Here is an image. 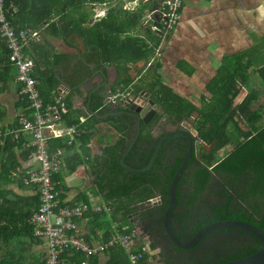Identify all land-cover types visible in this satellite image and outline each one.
I'll use <instances>...</instances> for the list:
<instances>
[{
	"label": "trees",
	"instance_id": "trees-1",
	"mask_svg": "<svg viewBox=\"0 0 264 264\" xmlns=\"http://www.w3.org/2000/svg\"><path fill=\"white\" fill-rule=\"evenodd\" d=\"M106 2L112 1L5 0V5L8 6L12 3L18 7L17 14L8 16L10 25L14 27L17 33L27 27L37 29L41 24L51 20L52 16L59 17L56 21L50 23V26H61L63 21H67L69 28L78 27L79 29L80 27L77 32L79 37L84 40L86 47L94 46L95 49L89 53L88 57L90 59L86 55L81 59L75 58L77 59L76 64L69 71L66 78L62 79L68 89L75 90L89 80L92 76V70L87 63L92 60L97 64L103 63L116 66L120 80L117 86L121 87L120 92L115 90L118 95L128 92L132 96H136L143 91L149 92L159 107V113L168 121L172 123L190 121L196 113L194 126L198 131L199 140L207 146L214 145L211 154L203 156V168L197 169L198 188L196 192L198 193L199 190L204 188L208 178L225 184L226 182L237 181L244 174V171L247 172V169L252 167L255 176L242 198L247 205L246 210L240 212L238 218L252 222L250 220L252 217L250 208L252 210L254 206L258 205L257 203H260L261 207L255 208L254 213H258L262 218V221L259 220L261 224H258V227L264 231V126L262 128L258 127L255 121L249 125V131L241 132L237 122L233 120L237 116L236 112L240 117H253L252 121L255 120L254 118H261L258 112L254 113L248 110V107L257 100V95H247L236 110L230 111L233 99L239 92L236 82L237 72L232 74L230 68L227 67L228 65L223 64L219 70V76L209 85V90L213 91L212 98L204 108L198 109L191 101L176 95L171 88L163 83L159 74L158 58H155L146 69H143L154 57L162 40L160 37L146 31L143 33L148 41L127 34L134 31V29L141 28L139 23L143 13L140 11L141 9L137 7L134 10L123 9L122 3L116 1L113 3L114 5L112 4L106 17L87 26L93 17V13L88 7L91 8L92 4ZM75 13H78V17H72ZM0 47V50L7 56L6 63L0 67V81L4 85L12 69L15 77V69L9 62L8 50L3 42H0ZM27 50L28 48L24 49L25 54ZM39 54L50 58L51 66L57 64L63 57L49 55L45 51H40ZM141 62L142 69H139L135 75L127 74L129 65H137ZM2 75L4 77H1ZM33 76L37 81L36 89L39 98L44 104L50 103L52 92L56 89L59 80L48 73H40L37 69ZM100 101L96 98L90 109L99 115H103L108 110H99ZM25 105V101L20 100V107ZM123 105L127 107L126 104ZM123 109L127 108H118L116 112L120 114L110 116L104 120L86 114L83 123H80L79 115L69 110L63 116V122L67 126H75L81 132L80 137L75 141L79 146L74 143L72 147H67L66 139L48 142L50 152L58 149L65 155L68 173H73L86 160L87 163H91L89 160L92 158L93 162L89 167V172L93 178L95 193L102 196L110 205L111 210L91 213L89 216H92V223L89 224V230L95 237H98L97 231H101L105 239L110 236L112 221L133 223V221L138 220L153 221L155 224H159V221L163 220L169 201V186L174 174L178 172L188 153V147L185 146L179 151L176 150L169 157L171 152L167 156L161 148L153 166L147 173L139 174L123 168L120 160L124 157L137 135L135 118L131 114L123 113ZM109 111L114 112L112 109ZM127 111L125 110V112ZM4 117L5 112L0 108V122ZM101 122L108 123L112 129L117 131L119 139L112 146L100 149V155L91 157L89 145L96 137L98 133L96 131L97 125ZM227 128L229 130L235 128L236 132L240 134L239 139L244 142L218 163L215 160V155L222 152L230 142ZM13 130H10L6 135H4L5 132L0 134V264H43V260L32 251L33 246L40 239L34 236L32 226L29 223V217L37 206L38 197L36 194L20 196L13 194L8 189L11 183L29 188L21 181L23 175H20L18 179L13 177L16 170L22 168L21 163H25L29 156V152L22 149L21 140L18 143L12 142L9 133ZM139 132L136 142L123 162L125 166L127 165L132 170H143L147 167L154 153L153 147L157 143V141L151 143L149 126L141 124ZM151 144L153 147H151ZM192 162L194 163V157L188 164L187 169ZM184 174L185 172L181 176L178 188H176V201H179L176 202V208L181 207L182 199L179 196L181 195V186L184 184L182 183ZM53 181L59 185L56 189L61 188L64 190L59 184L61 182L59 176L53 177ZM241 193H243L242 190H239L237 195L240 196ZM10 195H13V198L9 197ZM60 197H62L61 194ZM156 197L159 198V201L151 205L149 200ZM209 197L211 200H209ZM223 197L224 199H222ZM189 199L190 202L185 206L191 207L195 204L197 198L196 196H190ZM77 201L79 203L89 202L88 197L83 194L77 196ZM207 203L202 207L200 205L195 210H189L184 217L179 218V221H184L185 227H187L188 221L194 222V216L192 215V211H194L201 222H206V219L209 218V212H211L209 207L212 208L211 213L214 214V217H210L207 222L216 221L222 216L228 217L226 214L225 193L222 189L212 191L208 195ZM203 207H208V215L204 214L200 217V211L204 210ZM233 218H237V216ZM255 244H257L255 249L239 248L237 252L240 254L234 257L230 256L231 252L228 245H226L225 248L228 250L226 253L229 255L221 258L222 253L217 252V255H212V257L204 256L196 264H220L251 255L259 250L256 238ZM155 246L154 243L151 247ZM64 256L70 264H99L98 256H87L69 249L64 251ZM105 264L131 263L127 260L122 249H114L111 250V254L109 252V260ZM138 264H149L148 256L145 254Z\"/></svg>",
	"mask_w": 264,
	"mask_h": 264
},
{
	"label": "crops",
	"instance_id": "crops-1",
	"mask_svg": "<svg viewBox=\"0 0 264 264\" xmlns=\"http://www.w3.org/2000/svg\"><path fill=\"white\" fill-rule=\"evenodd\" d=\"M112 4L113 2L97 3L92 4L91 8L88 7L92 11L93 17L87 26L103 19L104 17L97 18L96 14L100 10H107L108 13ZM149 4L151 5L149 6ZM154 5L155 3L151 2L146 6L150 8ZM58 17L52 16L51 20L37 28L38 37L28 47L26 55L35 63L33 74L37 69L40 73H48L59 80L56 89L52 92V97L55 92L61 89L68 110L74 111L79 115V118L85 119L86 114H88L85 108L87 93L93 89H99L98 85L102 82L103 75L106 79H110L111 84L116 86L120 81L119 73L115 65L97 64L91 60L87 63L88 67L91 70L100 69L101 75L103 74L100 77L102 80L95 78L92 71V76L89 80L79 88L75 90L66 89L67 87L62 79L66 78L69 71L76 64L77 59L83 58L84 55L88 57L95 47H86L84 40L77 33L80 27L79 29L78 27L69 28L67 21H63L61 26H50V23L56 21ZM72 17H78V13L73 14ZM143 32L144 29L139 27V29H134V31H130L127 34L132 37H141L148 41ZM0 42L2 43L3 41L0 40ZM160 43V56L158 57L159 74L163 83L171 88L176 95L188 99L198 109L204 108L213 96V91L209 90V85L217 79L220 68L223 64H226L232 74L237 72L236 82L239 88L238 94L233 99L230 111L236 110L237 106L242 103L247 95L256 94L257 100L248 107V110L254 113L258 112L262 116L261 118H254L255 120L252 121L253 117H240L238 112H236L237 116L233 120L237 122L238 127L237 120L240 119H243L244 124L247 123L246 126L248 127L255 121L258 127L262 128L264 126L262 121L264 118V0H184L181 20L178 24H175L172 31ZM40 51H45L49 55L63 57L57 64L51 66V59L46 55L44 57L40 55ZM6 58L7 56L0 50V67L6 63ZM146 68L147 66L143 69ZM139 69H142L139 63L137 65H129L127 74L135 75ZM1 77L4 76L2 75ZM62 85H65L66 88L63 89ZM2 87L3 89L1 90ZM19 88V84L15 82L12 69L5 84L3 85V82L0 81V108L5 112V117L0 122V134L5 132L4 135H6L10 130L17 128L16 118L21 108ZM118 88L119 90L116 91L120 92L121 88ZM194 116L196 117V113ZM105 127L111 129V132L110 130L108 131L106 141L97 140L96 137L91 141L89 145L91 157L99 155L97 151L112 146L119 139V133L106 123L98 124L96 131ZM111 138L112 141L109 140ZM89 162H93L92 158H90ZM91 163H87L86 160L73 173L67 172L69 175L77 174L79 176L82 180L80 188L68 189L64 188L61 182L59 183L64 189H59L62 190L61 196L68 204L78 202L77 196L79 194L87 196L89 203L93 201L96 203V199L102 198V196L95 193L93 187V178L89 172ZM21 164L22 168H39L34 160L27 159L25 163ZM62 176H60V181ZM8 189L13 194L20 196L36 194L31 188L20 187L17 183H11ZM9 197L13 198V195ZM97 203L102 204L100 201ZM107 204L105 202L103 205ZM91 220L92 216H89L86 220L88 221V230L90 228L89 224L92 223ZM116 223L118 221H112L111 225L114 227ZM152 249L150 247V250ZM32 251L41 260H44L46 248L42 240H39L33 246ZM155 252H150V254L154 253V255L148 258L149 264H159L160 260L155 256ZM108 260L109 253L98 256L99 264H105Z\"/></svg>",
	"mask_w": 264,
	"mask_h": 264
},
{
	"label": "built area",
	"instance_id": "built-area-1",
	"mask_svg": "<svg viewBox=\"0 0 264 264\" xmlns=\"http://www.w3.org/2000/svg\"><path fill=\"white\" fill-rule=\"evenodd\" d=\"M120 1L123 9L134 10L139 2L144 5L154 2L155 5L146 9L141 15L140 25L146 32H151L163 40L175 24L182 18L184 0H111ZM18 13V7L5 0H0V38L8 50V58L15 69V82L19 84V96L26 105L21 107L16 118L17 128L11 131L13 143L22 141L21 147L29 152L28 160L36 161L38 169L26 167L17 169L13 174L15 179L23 177L25 186L34 190L38 197L36 208L29 217L34 236L44 242L46 255L43 264H70L64 256L66 249L80 252L87 256L108 254L111 250L122 249L131 264H138L146 254L148 258L154 253L150 250L148 236L137 222L122 223L118 221L112 226L110 236L105 239L101 231L95 237L87 226V218L91 213L110 211L109 205L100 203L75 202L68 204L56 189L57 182L53 177L67 173L65 155L60 150L50 152L48 142L66 139V146L72 147L80 137V131L75 126H67L63 116L68 113L65 97L61 89L55 92L50 103L44 104L36 89V79L33 76L34 62L24 52L32 41L38 37L37 29L23 28L18 33L10 25L8 16ZM107 10H100L97 18L105 17ZM160 56V47L147 64L151 65ZM134 96L130 93L114 95L108 101L115 104L118 100ZM80 123L85 121L79 118ZM77 144V143H75ZM79 146V144H77ZM90 147V146H89ZM159 198L149 200L157 203Z\"/></svg>",
	"mask_w": 264,
	"mask_h": 264
},
{
	"label": "flooded vegetation",
	"instance_id": "flooded-vegetation-1",
	"mask_svg": "<svg viewBox=\"0 0 264 264\" xmlns=\"http://www.w3.org/2000/svg\"><path fill=\"white\" fill-rule=\"evenodd\" d=\"M92 71H93V76L95 78L97 77L100 80L101 79L100 77L103 75V74L101 75L102 73L101 70L92 69ZM102 77L103 80L101 79L102 82H100V84L98 85L99 89H93L91 92L87 93V96L92 94V102H94L96 98L101 100L100 101L101 105L99 106V110H108V112L100 116H107L106 118H104L107 119L110 116H115L117 114H120L119 112H116V110L120 107L127 108V109H123L124 110L123 113L131 114L128 110L129 106L126 107L125 105H123L128 98L125 99L122 98V100H125L124 102L118 100L115 104L108 103V101L113 95H118L115 92V90L118 91L119 88L117 85L115 86V84H111L110 79L108 78L106 79L104 75ZM142 93L143 96L145 94H148L147 99H145V103H143V105L144 104L145 105L142 108H144L147 105L149 106L148 110L143 115V119L149 120V122L148 124H144L141 120V122L139 123V128L141 124L149 126L151 143L152 141L153 142L157 141L158 143V141L161 139L176 137V135L179 134L181 135V137L179 138H175L167 142L163 141L161 143L159 152L162 148L163 151L167 154V156L168 153L171 152V155H169V157H171L173 155L172 153H174L176 150L179 151L181 148H185V146H187L189 149V140L185 139L184 137H188L193 140L194 149L190 162L194 157V163L192 162L191 166L188 167V169L186 167L187 170L185 169L184 171L185 172L184 180L182 181V183L184 184H182L181 186V190H180L181 195L179 196L182 199L180 203L181 207L178 208L175 207L176 209L174 208L172 215L170 217V228L173 231V234L181 240L182 244H186V243H190L192 238L201 229L216 224H219L220 226V228H216L205 233L202 236V238L199 240L198 244H196L192 248L186 249V248H180L178 245L174 243V240L171 237L170 233H168L163 221H159L160 222L159 224H155L153 221H138V220L135 221L140 225L145 235L148 236V242L150 247L152 246V244L155 243L156 246L153 247L151 251H156L155 256L159 258L160 260L159 264H196V262H198L204 256L212 257V255H217L216 254L217 252H219V254L222 253L221 258H223V256L229 255L226 253L228 251L225 248L226 245H228L229 247V250L231 252L230 254L231 257L240 254L239 252H237L239 248H248V249L257 248V244H255L256 237H254L248 231L241 229L240 227L233 226V224L248 223L257 228H260L258 227V224L259 225L261 224L259 220L262 221V218H260V215L258 213H254L255 208L261 207L260 203H257L258 205L254 206L252 210L250 208V215H252L250 220L252 222L247 220H241L238 218L240 217L241 214L240 212L246 210L247 205L242 198L246 194V190L248 189L249 183L255 176L254 169L250 167L249 169H247V172L245 171L243 172L244 174L240 178H238L237 181H230V182H226L225 184H222L220 181H217L215 179L210 180V178H208L204 188L199 190V192L197 193L196 192L198 188V182H197L198 178L196 177L197 169L203 168V159H204L203 156H207V155L209 156L214 149V145L207 146L206 144L202 143V141L199 140L196 126H193L192 124L186 122L172 123L171 121H168L166 118L162 117V114L159 113V107L155 103L151 94L147 91H143ZM107 94H109L110 97L108 98L104 97ZM139 94L134 96V98H132V101L139 98ZM92 102L90 106H93ZM139 103L141 102L139 101ZM110 109H112V111L114 112H110L109 111ZM125 110L128 111L125 112ZM132 116L135 118L137 124V120H138L137 117H135L134 115ZM101 123H105V122H101ZM106 124L109 125L108 123ZM247 131H249L248 128L245 129V132ZM138 135H136V138H134L133 141L131 142L132 146L136 142ZM156 145L153 147V145L151 144V147H153L154 151ZM126 153L125 155L128 154ZM218 154H221V152L217 153V155ZM125 155L124 157H126ZM221 160L222 159L218 160V163ZM220 189H222L225 193L226 214L228 217L225 218V216H222L216 221L207 222L210 219V217L211 218L214 217V214L211 213L212 212L211 207H209V211H211L209 212V215H208V207L207 208L203 207L204 210L200 211V217L203 216L204 214L208 215L209 218L206 219V222H201V219H199L196 216V213L194 211H192V215L194 216V222L188 221L187 227H185L184 221H179V218L181 219L182 217H184L189 210H195L200 205L202 207L208 204L207 203L208 195L211 194L212 191H219ZM239 190H242L243 192L241 193L240 196L237 195ZM190 196H196L197 198L196 202L191 207L185 206L190 202L189 199ZM222 199H224V197ZM209 200H211L210 197ZM234 216H237V218H233ZM219 220L221 221L218 222ZM221 249L224 250V252H222Z\"/></svg>",
	"mask_w": 264,
	"mask_h": 264
},
{
	"label": "water",
	"instance_id": "water-1",
	"mask_svg": "<svg viewBox=\"0 0 264 264\" xmlns=\"http://www.w3.org/2000/svg\"><path fill=\"white\" fill-rule=\"evenodd\" d=\"M67 87V86H66ZM65 85L63 86L62 85V88H66ZM68 89V87L66 88ZM93 93V92H92ZM102 96V94H101ZM106 98L110 97L109 94H107L106 96H104ZM148 97V94H145L143 96V93L141 92L139 94V98H137L136 100L132 101L130 99H127L126 100V105L129 106V112L134 115L135 117H137V135L139 134V131H140V128H139V123L142 122L144 124H148L149 120H144L143 119V115L144 113L148 110L149 106H145L144 108H142L144 105L143 103H145V99H147ZM109 100V99H107ZM139 101L141 103H139ZM91 102H92V94H90L89 96H87V102L85 104V108H86V111L87 113L90 115V116H94V117H97L99 119H104L106 118L107 116H100L97 112H94L93 110L90 109V105H91ZM150 102V101H149ZM124 103V104H125ZM140 104V105H138ZM138 105V106H137ZM142 110V111H141ZM141 111V112H140ZM181 137V135H176V137H172V138H164V139H161L158 141L157 145H156V148H155V151L153 153V156L151 158V160L149 161L147 167L143 170H132L130 168H128L127 166H125L123 164V161H124V158L123 157L120 162H121V166L127 170H130L132 172H135V173H139V174H144V173H147L151 167L153 166L154 162H155V159L157 157V154L159 152V149H160V146H161V143L163 141L167 142V141H170V140H173L175 138H179ZM184 137V135H183ZM185 139L189 140V149H188V154L186 156V158L184 159L182 165L180 166L178 172H176L174 174V177L172 179V182L169 186V189H168V197H169V201H168V205H167V208H166V211H165V214H164V217H163V223L168 231V233H170L171 237L173 238L174 240V243L176 245H178L180 248H186V249H189V248H192L193 246H195L196 244L199 243V240L202 238V236L213 230V229H216V228H220L219 224H216V225H211V226H207L203 229H201L191 240L190 243H186V244H182L181 243V240L176 237L174 234H173V231L171 230L170 228V217L172 215V212L175 208V205H176V188H178V184L180 182V179H181V176L183 174V172L185 171L188 163L190 162L191 158H192V155H193V140L188 138V137H184ZM132 145L129 147L127 153L130 151ZM95 149V148H94ZM98 154H100V151H97ZM126 153V154H127ZM126 156V155H125ZM221 220H219L218 222H220ZM234 227H240L241 229H244L246 231H248L249 233H251L254 237L257 238L258 240V244H259V250H257L255 253L251 254V255H248V256H245V257H242V258H239V259H235V260H230V261H227V262H224V263H220V264H264V231L261 230L260 228H257L251 224H248V223H239V224H233Z\"/></svg>",
	"mask_w": 264,
	"mask_h": 264
},
{
	"label": "rangeland",
	"instance_id": "rangeland-1",
	"mask_svg": "<svg viewBox=\"0 0 264 264\" xmlns=\"http://www.w3.org/2000/svg\"><path fill=\"white\" fill-rule=\"evenodd\" d=\"M151 4H149L150 6ZM149 6H145L143 3L139 2V5H138V9H141L140 11L141 12H144L146 11V9L149 8ZM140 66H142V62L139 63ZM258 115H261L260 113ZM195 118V116H193ZM262 117V116H261ZM194 118L191 119L190 121H185L186 123H190L194 126ZM238 121V124H239V127H240V131L241 132H245V129L248 128V126H246V124H244V121L243 119H240V120H237ZM264 122V118L262 120ZM106 128V129H105ZM105 128H100V130H98V133L96 135V139L97 140H103V141H106L107 140V133H109L108 131L110 130L111 132V129L105 127ZM227 131L230 135V142L229 144L227 145V147H225L221 154H218V155H215V160L216 162L220 159H223L225 158L228 154H230L232 151L236 150L237 148H239L238 146L241 145L242 142H244L243 140H240L239 139V132H236L235 128H232L229 130V128H227ZM109 138V137H108ZM112 141V138L109 139ZM109 141V142H111ZM104 144V143H102ZM107 144V143H105ZM221 155V156H220ZM61 184L64 188H68V189H75V188H80L81 187V184H82V180L79 178V176L76 175H69L67 173H65L62 177H61ZM91 198V197H90ZM93 201V199H92ZM100 201L102 204H104L106 201L104 199H102L101 197H99V199H96V202ZM135 223V221H133ZM154 263V262H153Z\"/></svg>",
	"mask_w": 264,
	"mask_h": 264
}]
</instances>
